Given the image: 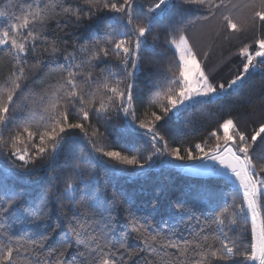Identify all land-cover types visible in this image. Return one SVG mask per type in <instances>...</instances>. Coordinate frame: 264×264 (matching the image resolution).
Wrapping results in <instances>:
<instances>
[{"label": "snow or ice", "instance_id": "snow-or-ice-1", "mask_svg": "<svg viewBox=\"0 0 264 264\" xmlns=\"http://www.w3.org/2000/svg\"><path fill=\"white\" fill-rule=\"evenodd\" d=\"M247 33L238 74L217 78L200 40ZM158 42L167 71L144 55ZM0 55V264H264V119L166 139L186 108L264 74V0H14ZM156 165L208 179L167 203L118 183Z\"/></svg>", "mask_w": 264, "mask_h": 264}, {"label": "trees", "instance_id": "trees-1", "mask_svg": "<svg viewBox=\"0 0 264 264\" xmlns=\"http://www.w3.org/2000/svg\"><path fill=\"white\" fill-rule=\"evenodd\" d=\"M9 2L14 0H0V9H5ZM199 15V13H197ZM254 39L252 33H247L233 40H224L222 37L213 42L211 37L202 38L199 42L201 51H209L207 67L209 70L221 69L217 78L223 77L231 79L233 75L238 74V70L242 66V60L236 55L239 47L243 43H250ZM151 42V36L149 37ZM145 57L158 62L162 71H167L172 67L173 53L163 42H158L153 51L145 52ZM5 56L0 55V66L3 65ZM227 61V63H225ZM231 69V71H229ZM149 98L145 97V104ZM231 116L238 121L241 129L256 126V123L264 119V74L256 73L252 75L243 84V87L233 91L230 95L222 98L208 101L199 105L186 108L179 119L173 118L168 125L169 135L166 139L169 141L170 147L175 146V142L182 138H191L193 142L208 138V133L217 128L218 123L222 118ZM95 122V121H93ZM104 129L101 128V131ZM209 144L215 143V139L208 140ZM79 149L77 148V152ZM66 163V158L61 155L58 158L56 167L57 170L63 168ZM44 161L39 162L36 167L42 170L35 176L31 177V187L39 189L43 187L51 171L43 169ZM147 175L119 177L118 183L123 185L129 192L140 193L141 189H146L145 195H154L155 189H163L160 198L165 202L175 201L182 198L183 194L199 183L205 182L208 178L199 177L188 174L182 169H167L160 165H156L151 170L146 169ZM109 176L106 175L103 166L96 168V181L99 186L103 187L109 182ZM11 182L12 178L9 177ZM63 188V184L60 185ZM226 192L227 189H224ZM67 203V201H65ZM59 215L58 207L53 205L51 208V220L55 222ZM188 219L187 216L184 217ZM174 225L184 228L179 219L171 221ZM241 226H243L241 222ZM19 227V225H18ZM193 224V229H195ZM133 245L135 242H132Z\"/></svg>", "mask_w": 264, "mask_h": 264}]
</instances>
